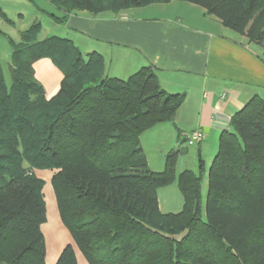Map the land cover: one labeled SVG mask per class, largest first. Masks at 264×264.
I'll return each mask as SVG.
<instances>
[{
	"label": "trees",
	"instance_id": "16d2710c",
	"mask_svg": "<svg viewBox=\"0 0 264 264\" xmlns=\"http://www.w3.org/2000/svg\"><path fill=\"white\" fill-rule=\"evenodd\" d=\"M47 1L63 14L51 17L58 24L73 12L187 2L264 56V0ZM40 31L35 22L11 42L10 86L0 63V264H46V183L35 171L51 172L59 220L87 264H264V100L253 97L231 117L207 169L199 161L179 174L182 209L162 213L157 191L175 181L185 151H170L163 171L150 172L139 139L172 123L183 96L165 93L150 67L108 79L100 54L83 56L65 38L39 40ZM41 59L63 75L50 99L34 78ZM55 264H77L71 245Z\"/></svg>",
	"mask_w": 264,
	"mask_h": 264
},
{
	"label": "crops",
	"instance_id": "0c3cea01",
	"mask_svg": "<svg viewBox=\"0 0 264 264\" xmlns=\"http://www.w3.org/2000/svg\"><path fill=\"white\" fill-rule=\"evenodd\" d=\"M28 6L33 8L41 31V16H44L49 19L47 24L54 30L65 34L74 33L72 38L65 39L73 43L79 38L93 41L95 45L85 56L97 52L103 57L106 78L126 80L141 68L150 67L165 93L183 96L173 122L166 124L179 130L177 138L175 131L172 138L177 141L175 149H183L185 153L186 148L178 149V143H185L187 135L193 131L203 133L204 138L192 145L196 147L191 155L193 172L198 170L195 165L197 158L198 165L202 161L205 167L206 155L218 149L219 136L228 129L231 117L253 97L264 100L262 49L248 44L247 39L224 28L197 5L171 1L131 9L118 15L103 13L94 16L86 12H73L60 26L51 17L61 18L63 14L56 11L47 0H0V13L11 21L6 22L0 15V54L3 53L4 57L11 56V42L18 44L20 32L30 27L21 30L17 25V21L24 19ZM47 37H39V40ZM75 46L79 49L80 44ZM7 65L10 68V62ZM33 71L35 80L44 90L45 98H52L60 88L62 73L49 59L35 62ZM162 131L170 134L166 129ZM141 138L139 142L144 152ZM35 174L45 181L52 176L48 171H35ZM50 192L61 237L55 248H51V229L50 237L49 232L43 230L48 222L41 227L45 239V263L55 264L64 247L71 245L77 264H87L59 220L51 186ZM46 218L48 221V211Z\"/></svg>",
	"mask_w": 264,
	"mask_h": 264
},
{
	"label": "rangeland",
	"instance_id": "374dc122",
	"mask_svg": "<svg viewBox=\"0 0 264 264\" xmlns=\"http://www.w3.org/2000/svg\"><path fill=\"white\" fill-rule=\"evenodd\" d=\"M29 10H27L25 17L21 21H17V25L20 26L21 30L23 28H28L37 20L35 19L34 15V10L31 6H28ZM88 14V13H87ZM89 15V14H88ZM42 17V31H40V38H43L45 36H55V37H60V38H66L74 36V33L71 32H66L63 33L60 31H56L53 28L50 27L47 23H49V19L47 17L41 16ZM60 26H63V24H59ZM87 30V29H86ZM88 32H92L87 30ZM64 36V37H63ZM80 40L76 41L74 44H80L79 49L81 50V53L83 56H85L86 52L91 51L90 49L92 46L95 45L93 41L86 40L89 38H79ZM78 42V43H77ZM88 45V46H85ZM85 46V47H84ZM258 47V46H255ZM260 49V47H258ZM5 55L2 53L0 54V63L3 66V71L5 74L6 82L8 86L11 84V69L7 65L10 62V56ZM162 129H166V132L169 131V135L167 133H163ZM175 131V138H177V132H176V127H171L170 124H162L159 127H155L145 133H143L140 137L141 141H143L144 144V154L147 159V170L150 172L154 173H159L163 171L164 169V163H165V157L170 151H175L177 147V141L172 138V135L174 134ZM186 148V153L180 155L177 160H176V165H175V181L164 187L161 188L157 191L158 195V201L160 203L159 208L162 213H178L182 209L183 205V198L179 190V185H178V176L181 172L185 170H192L194 166H192V153L196 151V147L194 146H189L186 144V142H181L180 144L178 143V149L179 148ZM180 150V149H179ZM168 152V153H165ZM214 152V151H213ZM217 150L214 153H211V155H206V165L205 169L208 168L210 162L212 161L213 156L216 154ZM210 156V157H209ZM196 167L198 168V158L195 160ZM43 180V179H42ZM46 183L45 186L48 184L47 181L44 180ZM44 186V188H45ZM202 194L205 196L206 194V175L203 176L202 180ZM44 195V201L46 204V215H47V202L45 199ZM49 221V220H48ZM47 221V222H48ZM46 222V223H47Z\"/></svg>",
	"mask_w": 264,
	"mask_h": 264
},
{
	"label": "bare ground",
	"instance_id": "6f19581e",
	"mask_svg": "<svg viewBox=\"0 0 264 264\" xmlns=\"http://www.w3.org/2000/svg\"><path fill=\"white\" fill-rule=\"evenodd\" d=\"M51 174V172H50ZM49 180V179H48ZM47 180V182H49ZM44 195H45V199L47 202V208H48V224L43 228L44 232H49L51 229V237H50V232H49V244L51 246V248H55L56 243L58 240H60V235L58 234V223H57V218L54 212V205L52 202V197H51V192H50V185L49 183L46 185V187L44 188Z\"/></svg>",
	"mask_w": 264,
	"mask_h": 264
},
{
	"label": "built area",
	"instance_id": "2783aa9c",
	"mask_svg": "<svg viewBox=\"0 0 264 264\" xmlns=\"http://www.w3.org/2000/svg\"><path fill=\"white\" fill-rule=\"evenodd\" d=\"M120 18L126 19L125 16H120ZM186 138H187L186 139L187 145L192 146L198 143L199 141H201L204 138V136L202 132L197 130V131H193L192 133L188 134Z\"/></svg>",
	"mask_w": 264,
	"mask_h": 264
}]
</instances>
